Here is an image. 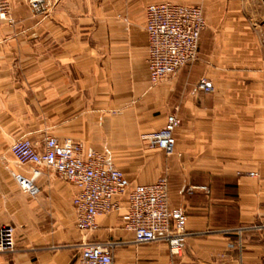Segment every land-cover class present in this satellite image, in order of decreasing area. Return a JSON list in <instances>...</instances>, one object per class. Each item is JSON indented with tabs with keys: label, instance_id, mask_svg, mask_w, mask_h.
<instances>
[{
	"label": "crops",
	"instance_id": "1",
	"mask_svg": "<svg viewBox=\"0 0 264 264\" xmlns=\"http://www.w3.org/2000/svg\"><path fill=\"white\" fill-rule=\"evenodd\" d=\"M167 1L200 5L206 29L199 59L153 85L145 13ZM35 2L10 0L13 23L0 22V227L16 234V251L0 253V264H78L83 242L132 239L122 228L126 201L81 234L75 186L17 164L10 148L23 136L40 149L48 136L81 143L135 185L167 178L170 207L187 215L183 262L257 264L264 230H240L264 225V0ZM202 78L213 93H192ZM171 114L182 124L167 156L147 137ZM138 251L139 264L143 255L169 264L164 245L118 249L115 264H133Z\"/></svg>",
	"mask_w": 264,
	"mask_h": 264
},
{
	"label": "built area",
	"instance_id": "2",
	"mask_svg": "<svg viewBox=\"0 0 264 264\" xmlns=\"http://www.w3.org/2000/svg\"><path fill=\"white\" fill-rule=\"evenodd\" d=\"M32 1L36 4L35 0ZM9 10V0H0V21L11 23ZM145 14L147 64L151 83L156 85L199 59L206 19L201 6L171 1L149 5ZM214 91V86L206 78L192 89L193 94ZM181 124L177 114L169 115L164 128L147 137L150 147L163 151L167 156L174 154L175 132ZM10 150L19 166L45 167L75 186L77 192L73 206L76 227L81 234L96 230L98 218L119 213L126 201L122 228L132 234V239L83 242L79 245L78 264H115L118 249L153 244L167 247L169 264H187L182 261L189 237L187 215L181 209L170 207L167 178L162 177L152 184L135 185L104 155L81 143L72 140L61 142L53 136L45 138L42 149L32 139L23 136L12 144ZM40 174L35 170L33 179ZM16 178L25 192L37 194L38 188L33 180L21 175ZM253 229L264 230V225L243 228L240 234ZM234 246L229 244V248ZM15 251V229L12 226L0 227V253Z\"/></svg>",
	"mask_w": 264,
	"mask_h": 264
},
{
	"label": "rangeland",
	"instance_id": "3",
	"mask_svg": "<svg viewBox=\"0 0 264 264\" xmlns=\"http://www.w3.org/2000/svg\"><path fill=\"white\" fill-rule=\"evenodd\" d=\"M9 2H10V0H9ZM30 2H31V0H30ZM33 4H35V3H33ZM198 6H200V5H198ZM11 10H12V6H11V3H10V12H11ZM10 17H11V15H10ZM11 19V18H10ZM1 23H3V24H5V23H7V24H12L13 23V20L11 19V23L9 22V21H7V20H5V21H0ZM14 228V227H13ZM15 229V228H14ZM244 236V235H243ZM15 239H16V234H15ZM155 246H159V245H157V244H153V245H146L145 247H155ZM136 248H139V247H136ZM136 254L137 255H135V260H134V258L132 259V261H133V264H139V251L138 252H136ZM167 255H168V253H167ZM240 257H241V255H240ZM168 260L170 261V259H169V256H168ZM227 259L224 257V258H222L221 260H219V262H221V261H226ZM140 261H141V263L142 264H147V263H149V262H151L152 261V259L149 257V256H145V255H143V257L142 258H140ZM154 261V260H153ZM157 261H159V260H157ZM248 262V261H247ZM250 262H253V261H250ZM257 263H264V254L260 257V260H258L257 261Z\"/></svg>",
	"mask_w": 264,
	"mask_h": 264
}]
</instances>
